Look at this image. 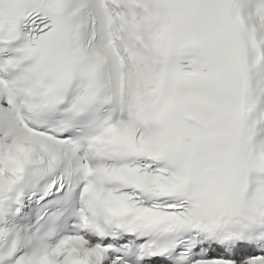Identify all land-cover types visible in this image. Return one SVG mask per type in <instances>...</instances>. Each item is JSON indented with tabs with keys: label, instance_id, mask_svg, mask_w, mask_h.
Listing matches in <instances>:
<instances>
[{
	"label": "snow or ice",
	"instance_id": "snow-or-ice-1",
	"mask_svg": "<svg viewBox=\"0 0 264 264\" xmlns=\"http://www.w3.org/2000/svg\"><path fill=\"white\" fill-rule=\"evenodd\" d=\"M0 264H264V0H0Z\"/></svg>",
	"mask_w": 264,
	"mask_h": 264
}]
</instances>
